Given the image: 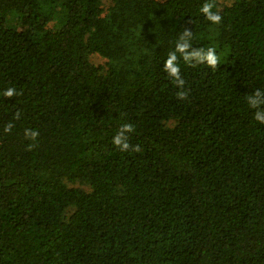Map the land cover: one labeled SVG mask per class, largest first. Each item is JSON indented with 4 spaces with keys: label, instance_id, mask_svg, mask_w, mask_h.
<instances>
[{
    "label": "trees",
    "instance_id": "1",
    "mask_svg": "<svg viewBox=\"0 0 264 264\" xmlns=\"http://www.w3.org/2000/svg\"><path fill=\"white\" fill-rule=\"evenodd\" d=\"M184 29L220 64L180 60V100ZM260 88L264 0H0V264H264Z\"/></svg>",
    "mask_w": 264,
    "mask_h": 264
},
{
    "label": "clouds",
    "instance_id": "2",
    "mask_svg": "<svg viewBox=\"0 0 264 264\" xmlns=\"http://www.w3.org/2000/svg\"><path fill=\"white\" fill-rule=\"evenodd\" d=\"M215 5L211 2H205L200 8V12L204 15L205 19L212 24H219L222 20V16L219 10L214 11ZM193 32L188 29H184L183 33L179 36L175 48L168 53L167 59L163 63V70L167 76L171 79L172 83L177 87V98L180 100H187L189 90L185 88L186 81L182 76L181 67L179 61L182 60L185 64L195 67L200 64H204L211 68L213 71L220 64V57L218 56L215 47H208L207 49L195 48L192 46ZM18 93L15 87H9L3 91L5 98H13ZM247 103L250 108L255 109L254 119L260 124H264V90L257 89L251 95L247 97ZM20 113L17 111L14 114V119L18 120ZM11 122L5 124L4 133H10L13 128ZM135 131V127L131 123H123L117 133L112 137V143L121 152H139L141 149L139 145H132L130 143L129 134ZM40 133L35 129L26 128L24 130V136L33 142L37 140ZM35 146L34 143L28 145V150H31Z\"/></svg>",
    "mask_w": 264,
    "mask_h": 264
},
{
    "label": "rangeland",
    "instance_id": "3",
    "mask_svg": "<svg viewBox=\"0 0 264 264\" xmlns=\"http://www.w3.org/2000/svg\"><path fill=\"white\" fill-rule=\"evenodd\" d=\"M221 1H227V0H221ZM7 25L9 27H14V28H23L26 25V22H24L20 13L11 12L7 18ZM92 60L95 63L103 64V65L107 61L104 57L100 56L99 54H94L92 56Z\"/></svg>",
    "mask_w": 264,
    "mask_h": 264
}]
</instances>
